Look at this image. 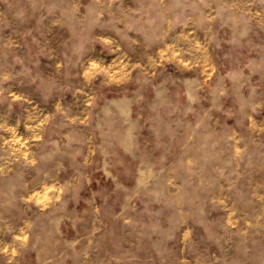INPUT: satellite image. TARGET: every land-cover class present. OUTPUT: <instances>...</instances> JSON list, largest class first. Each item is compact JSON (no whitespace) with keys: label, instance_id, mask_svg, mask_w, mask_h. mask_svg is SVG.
I'll return each mask as SVG.
<instances>
[{"label":"rangeland","instance_id":"rangeland-1","mask_svg":"<svg viewBox=\"0 0 264 264\" xmlns=\"http://www.w3.org/2000/svg\"><path fill=\"white\" fill-rule=\"evenodd\" d=\"M11 103L0 264H264V0H0Z\"/></svg>","mask_w":264,"mask_h":264},{"label":"crops","instance_id":"crops-1","mask_svg":"<svg viewBox=\"0 0 264 264\" xmlns=\"http://www.w3.org/2000/svg\"><path fill=\"white\" fill-rule=\"evenodd\" d=\"M2 106L3 105H0V129H3L6 135L3 132H0V143L9 138L8 130L10 128H18L21 121L20 115L17 114V111L15 113L12 109V103L10 106L6 105V110H3ZM5 115L6 117H4Z\"/></svg>","mask_w":264,"mask_h":264}]
</instances>
